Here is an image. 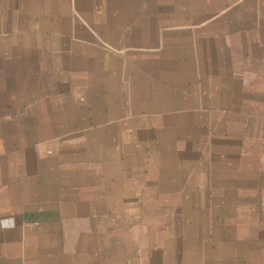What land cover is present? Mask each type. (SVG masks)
<instances>
[{"label":"crops","instance_id":"crops-1","mask_svg":"<svg viewBox=\"0 0 264 264\" xmlns=\"http://www.w3.org/2000/svg\"><path fill=\"white\" fill-rule=\"evenodd\" d=\"M20 80L57 109L0 154V264H264V0H0Z\"/></svg>","mask_w":264,"mask_h":264},{"label":"rangeland","instance_id":"rangeland-1","mask_svg":"<svg viewBox=\"0 0 264 264\" xmlns=\"http://www.w3.org/2000/svg\"><path fill=\"white\" fill-rule=\"evenodd\" d=\"M19 83H21L18 85L19 93L16 95V98L14 97L16 100L18 99V102L14 103V107L11 108L14 111L7 112L5 108V104L7 103H1L3 111L0 112V115L5 113L7 115L0 116V154L2 161L7 160L12 165L17 163V165L23 166L25 164L26 166L25 160L28 159L31 151L34 159L36 157V150H29V146H26L30 144V131L33 128L34 130L32 129V131L34 133L39 132L38 137L41 135L40 126L43 125L42 120H45L42 116L50 107L48 106V101L40 96V94L36 93L32 96L29 92H25V80H20ZM35 88L38 91L41 87L37 85ZM56 105L57 103L54 102V106ZM55 109L57 107L50 110ZM263 113V110L258 111V118L254 120L256 127L250 132L249 137L257 139L264 145V121L261 118ZM27 139L28 142H26ZM26 150L29 151L28 156ZM26 156L27 158L25 159ZM2 174H5L4 170ZM8 186L9 183L7 181L2 182L4 190L8 189Z\"/></svg>","mask_w":264,"mask_h":264}]
</instances>
